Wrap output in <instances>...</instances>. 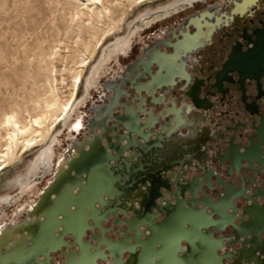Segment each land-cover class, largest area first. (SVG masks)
<instances>
[{"label": "water", "instance_id": "95a60500", "mask_svg": "<svg viewBox=\"0 0 264 264\" xmlns=\"http://www.w3.org/2000/svg\"><path fill=\"white\" fill-rule=\"evenodd\" d=\"M189 27L186 21L178 26L182 40L172 46L174 54L162 51L165 44L153 43L137 59L135 75L126 67L115 82L104 85L107 96L102 95L100 104L93 103L88 115L84 113L85 128L77 134L81 137L66 144L64 158L32 208L23 211L21 220L5 222L0 233V264H264V111H245V124L226 129L227 135L219 139L228 145L220 163L229 164L227 178L242 169L252 173L240 176V189L218 180L217 188L224 191L215 202L199 201L191 186L179 195L170 186L166 189L174 206L163 194L147 195L140 201L142 188L151 184L160 190L157 176L164 179L175 164L153 153L162 149L157 134L151 132L156 118L147 120L140 116L145 111L127 106L126 80L132 75L138 84L143 77L139 67L145 64L150 70L159 68L155 76L149 72L152 80L169 78L168 71L181 53V58L191 53ZM257 70L249 69L246 74L252 77ZM134 91L140 96V90ZM174 123V129L161 132L166 140L191 139L181 134L180 118ZM236 140L243 141L235 146ZM145 156L149 161L143 164ZM158 199L168 206L163 211ZM235 201L243 205L237 209ZM163 212L166 216L158 222ZM111 217L116 218L112 226H121L115 240L111 238L113 227L102 225ZM227 228L234 233L224 237ZM233 245L239 247L233 249Z\"/></svg>", "mask_w": 264, "mask_h": 264}, {"label": "flooded vegetation", "instance_id": "af4514ba", "mask_svg": "<svg viewBox=\"0 0 264 264\" xmlns=\"http://www.w3.org/2000/svg\"><path fill=\"white\" fill-rule=\"evenodd\" d=\"M196 1L206 0H167L156 8L139 12L134 19L126 21L122 36L115 34L107 40L108 43L105 41L101 45L82 72L78 89L74 93L68 112L58 125L60 128L53 144L51 140L57 127L48 141L36 150L24 173H20L12 185L4 189L5 193L0 195V208L4 207V212L6 208H13L17 201V199L13 200L16 195L29 185L31 187L38 182L40 184L41 174L43 179L48 175L46 159L48 160L50 152L54 154L55 163L57 158L64 154L66 144L69 145L73 137L82 133L80 128H85L82 108L93 91L98 92V99H103L102 95L107 96L104 85H111L121 77V73L124 72L121 60L128 56L134 41L139 39L140 29L149 28L155 21L153 19L169 16L172 13L169 15L166 13L189 4L193 5L194 2L198 3ZM185 21L190 25L191 53L183 58L181 53V57L168 71L170 77L166 79L154 81L149 72L151 71L152 76H155L159 68L153 66L150 70L149 64H145L144 68L140 66L138 74L143 77L139 80V85L137 82L134 83L132 75L137 73V65L140 63L137 59L143 55L144 49L147 50L153 43H160L166 45L165 48L161 47L162 51L174 54L172 46L182 40L177 33L178 26ZM210 31L212 33L208 38L207 34ZM176 36L178 39H175ZM147 37L149 43L143 48L141 55L127 65L131 68L132 75L126 80L124 98L127 99L128 107L134 106L135 111H145L140 114L143 118L150 121L156 118L157 123L151 132L157 134L158 138L157 141L156 138H151L160 142L162 149L153 153L165 157L166 162L175 165L165 172L164 179L157 176L160 190L153 188L151 184L147 188H142L140 201L146 199L147 195L154 198L163 194L165 200L171 201L174 206L176 202L174 198L169 197L166 189L170 186L173 194L179 195L191 186L192 190L197 191L199 201L215 202L218 195L224 191L222 188H217L218 180L226 181L230 185L236 184L240 189V176H252V173L242 169L240 174L233 172L230 178H227L229 164L220 163L228 145L227 141L219 139L227 135L226 129L235 128V124H245L243 122L245 111H264V55H262L264 54V0H216L200 10L179 18L172 26H167ZM253 66L259 68H252ZM249 69L258 70L249 77L246 74ZM164 74L163 71L162 75ZM134 90H140V96L135 95ZM177 118L183 122L181 134L185 138L191 136V139L178 142L175 139L166 140L161 134V132L168 133L169 127L174 129L176 126L174 121ZM236 141L235 146L243 140ZM148 161L149 156H145L143 164ZM53 172L54 170L50 173ZM258 179L255 177V180ZM45 180L39 188L44 185ZM262 182H264L263 178ZM212 183L213 190H209V185ZM186 197L191 201L188 193ZM234 203L237 209L243 205L242 201ZM157 204L163 206L162 211L168 207L164 203L161 204L159 199ZM153 212L157 213L155 210ZM118 216L122 220L125 219L120 213ZM165 216L163 212L158 222ZM127 217H130V213H127ZM115 221L116 218L111 217L102 225L110 228ZM235 223L239 224L237 221ZM112 227L111 238L115 240V232L121 226ZM233 233L232 228H227L224 237H229ZM261 238L264 239V234ZM225 245L227 246L228 243ZM237 247L239 246H232L233 249ZM128 258V254L123 256L125 262ZM97 263L112 264L101 261Z\"/></svg>", "mask_w": 264, "mask_h": 264}, {"label": "rangeland", "instance_id": "374dc122", "mask_svg": "<svg viewBox=\"0 0 264 264\" xmlns=\"http://www.w3.org/2000/svg\"><path fill=\"white\" fill-rule=\"evenodd\" d=\"M130 1L103 0L112 10L111 16H106L105 11L98 16L83 10L84 15L75 17L82 7L76 9L72 0H0V153L6 149L9 137L3 123L11 115H17L23 126L32 125L35 118L41 119L44 127L50 129L73 93L75 75L92 59L95 53L92 51L97 52L113 35L122 36L124 24L137 13L156 8L167 0ZM213 1L216 0L194 3L142 30L141 41L137 38L128 56L121 60L123 68L141 55L149 43L148 35L172 26L179 18ZM99 101L98 92L93 91L82 112L88 115L92 104ZM56 127L58 131L60 127ZM42 145L25 152L18 146L15 160L0 176V195L5 193V185L24 173ZM9 208L6 213L11 211Z\"/></svg>", "mask_w": 264, "mask_h": 264}, {"label": "bare ground", "instance_id": "6f19581e", "mask_svg": "<svg viewBox=\"0 0 264 264\" xmlns=\"http://www.w3.org/2000/svg\"><path fill=\"white\" fill-rule=\"evenodd\" d=\"M73 1L75 2L74 4H76L75 5L77 7L76 9H78L79 7H82L80 9V11L76 12L77 14H75V17L78 16L79 14L84 15L85 10L87 11L86 14H88V13L95 14L96 13L98 16L102 14V11L106 12V16H111L113 14L112 10L104 5L103 0H72V3H73ZM126 1L129 2L130 0H126ZM149 1L150 0H140L139 2H149ZM130 2L136 3L135 0L130 1ZM196 2H199V1H196ZM119 3H120V1H119ZM187 6H191V4H189ZM187 6L174 9V10H172L166 14L169 15L171 13L172 14L176 13L180 9H184ZM121 7H123V4L121 5ZM97 10H98V13H97ZM99 10H101V12H99ZM81 11H83V12H81ZM104 16L105 15L103 14V17ZM169 16H171V15H169ZM166 17H168V16H163L162 18H159V17L155 18V19H153V20H155L154 23H151V24H155L158 21H160ZM146 28H148V27H144L140 30L142 31ZM92 52L96 53V50H94ZM83 67H85V66L83 65ZM82 72L83 71H78L77 74L75 75V77H74L75 81L71 85L73 93L71 94L69 100L63 105L61 112H60V115L56 117V120L53 122L54 125L50 129H46L44 127L41 119H38V118L37 119L35 118L33 120L32 125L23 126V124L22 125L20 124L17 115H11L5 121V123H3V124H5V127L7 128V132H8L7 134H9V137H8V143L6 145V149L0 153V176H1L2 172L9 166V164L15 160L16 154L14 152L18 148V146H20L22 151L25 152V151H30V150H32V149H34L37 146H40L42 144L44 145L48 141V139L50 138L54 129L56 128V126H58L60 124L63 117L68 112V110L71 106V101L73 99L74 93L78 89V84H79V80H80V77L82 75ZM57 134H58V132L56 131V133L53 135V138L51 140L52 144H53L55 138L57 137ZM64 156H65V154L60 155L57 158L56 162L54 163V159H55L54 154L52 152H50L48 160L46 159L47 164H48V168H49L48 169L49 172H48L47 176H49L51 174L50 173L51 171L56 170L57 165L60 163V161H62ZM52 174L50 175V177L47 180H45L47 176L43 179V178H41V176H42V174H41L40 179H39V180H41L40 184L38 182V183H35L34 185H31V187H29L30 186L29 185L20 194L16 195L13 200L17 199V201H16V203H14L12 201L14 203V206H13V208L10 209L11 211L9 213L4 212V207L0 208V233L4 229L5 222L8 219L12 223L15 220H18V221L21 220L25 216L23 211L24 210H30L32 208V205L35 203L36 197L38 196L39 192H42L43 187L46 186L49 183V181L52 180ZM44 180H45L44 185L41 188H39V186L41 185L42 182H44ZM13 182L14 181H10V183L5 185V189L8 186H11ZM12 202H11V204H12ZM4 206H7V205L4 204Z\"/></svg>", "mask_w": 264, "mask_h": 264}]
</instances>
